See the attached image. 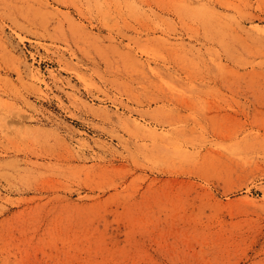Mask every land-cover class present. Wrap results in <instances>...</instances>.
Here are the masks:
<instances>
[{"label": "rangeland", "instance_id": "obj_1", "mask_svg": "<svg viewBox=\"0 0 264 264\" xmlns=\"http://www.w3.org/2000/svg\"><path fill=\"white\" fill-rule=\"evenodd\" d=\"M0 264H264V0H0Z\"/></svg>", "mask_w": 264, "mask_h": 264}]
</instances>
